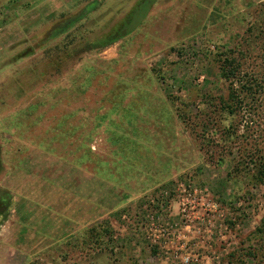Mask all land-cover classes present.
Instances as JSON below:
<instances>
[{
	"label": "rangeland",
	"instance_id": "rangeland-1",
	"mask_svg": "<svg viewBox=\"0 0 264 264\" xmlns=\"http://www.w3.org/2000/svg\"><path fill=\"white\" fill-rule=\"evenodd\" d=\"M92 1L0 0V264H264V93L223 111L220 77L264 75V0H154L104 48L142 0Z\"/></svg>",
	"mask_w": 264,
	"mask_h": 264
},
{
	"label": "trees",
	"instance_id": "trees-1",
	"mask_svg": "<svg viewBox=\"0 0 264 264\" xmlns=\"http://www.w3.org/2000/svg\"><path fill=\"white\" fill-rule=\"evenodd\" d=\"M154 0H142L135 10L129 14V16L125 19V21L112 33L107 35L103 40L99 41L97 44H93V47H108L112 44L117 43L123 38L130 35L137 27L138 24L141 23L140 15L141 11L145 12ZM99 5L98 1H92L87 8L83 11L82 17L89 15L93 12ZM80 18V17H79ZM78 22L77 19L69 20L65 26L70 28L74 26ZM264 24V23H263ZM261 25L260 34L256 37L257 40H262L264 38V25ZM63 28L56 27L53 32L50 34L52 37L58 36ZM252 42V41H251ZM249 45L250 42H248ZM236 52L230 50L225 53V58L221 62L220 69V77L230 83V102L221 98V103L223 104V111H232L234 104L244 103L250 98L257 97L260 93H264V75L262 78H259L253 75L251 72L245 70L244 64L239 60L236 56H234ZM240 55H242L241 59L246 55L245 52L239 51ZM249 53V52H248ZM237 54V53H236ZM238 83V90L235 89V83ZM232 101V102H231ZM226 102V103H224ZM234 103V104H233ZM242 105V104H241ZM234 113V112H230ZM257 151L258 148H255ZM260 155H255V153L250 155V164L253 165V175L251 181L255 184H263L264 183V152L260 150ZM258 153V152H257ZM249 164V162H248ZM249 164V165H250ZM244 165V164H243ZM248 166H243L244 169H247ZM241 169V168H240ZM6 195V194H5ZM12 206V203L7 202V199L4 196L0 198V220L8 219V212ZM260 233L264 235V230L260 229ZM82 247H88L89 250L95 251V254L100 256L101 259H104L106 255H114L117 256L118 252L116 251V246H114V235L110 224H100L92 227L88 232L84 234ZM102 261V260H101ZM115 262H118L117 258H114ZM103 263V262H102ZM32 264H41L39 262H34Z\"/></svg>",
	"mask_w": 264,
	"mask_h": 264
}]
</instances>
